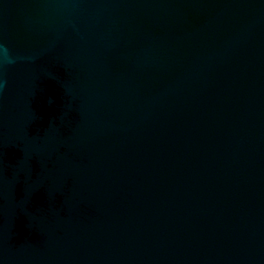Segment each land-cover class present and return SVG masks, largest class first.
<instances>
[{
	"label": "water",
	"instance_id": "water-1",
	"mask_svg": "<svg viewBox=\"0 0 264 264\" xmlns=\"http://www.w3.org/2000/svg\"><path fill=\"white\" fill-rule=\"evenodd\" d=\"M0 264H264V0H0Z\"/></svg>",
	"mask_w": 264,
	"mask_h": 264
},
{
	"label": "clouds",
	"instance_id": "clouds-1",
	"mask_svg": "<svg viewBox=\"0 0 264 264\" xmlns=\"http://www.w3.org/2000/svg\"><path fill=\"white\" fill-rule=\"evenodd\" d=\"M5 54L7 55V50L5 49ZM17 243H19V241H17Z\"/></svg>",
	"mask_w": 264,
	"mask_h": 264
}]
</instances>
